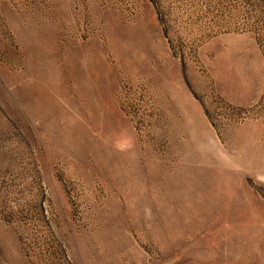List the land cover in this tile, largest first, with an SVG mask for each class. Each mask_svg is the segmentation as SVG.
<instances>
[{
  "label": "rangeland",
  "instance_id": "1",
  "mask_svg": "<svg viewBox=\"0 0 264 264\" xmlns=\"http://www.w3.org/2000/svg\"><path fill=\"white\" fill-rule=\"evenodd\" d=\"M0 264H264V0H0Z\"/></svg>",
  "mask_w": 264,
  "mask_h": 264
}]
</instances>
